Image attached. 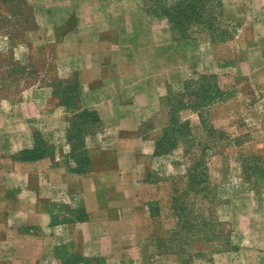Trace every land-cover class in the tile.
Listing matches in <instances>:
<instances>
[{
    "label": "crops",
    "instance_id": "0c3cea01",
    "mask_svg": "<svg viewBox=\"0 0 264 264\" xmlns=\"http://www.w3.org/2000/svg\"><path fill=\"white\" fill-rule=\"evenodd\" d=\"M113 3L61 0L75 9L78 31L59 26L45 54L80 62L85 107L120 118L112 140L89 145L83 162L20 159L0 137V264H264V174L248 167L257 159L264 168V0H226L228 28L217 39L203 33L209 51L197 66L180 62L177 46L164 62L161 28L151 45L128 44L138 6L113 13ZM198 75L200 90L191 88ZM159 110L168 118L162 128L148 121ZM60 112L44 116L56 120L44 132L55 124L68 131L69 114ZM174 118L205 141L163 142ZM235 119L242 123L233 136L217 131ZM181 147L203 153L205 175H180L162 154Z\"/></svg>",
    "mask_w": 264,
    "mask_h": 264
},
{
    "label": "rangeland",
    "instance_id": "374dc122",
    "mask_svg": "<svg viewBox=\"0 0 264 264\" xmlns=\"http://www.w3.org/2000/svg\"><path fill=\"white\" fill-rule=\"evenodd\" d=\"M225 2L179 0L173 4L171 0H116L117 5L113 3L107 9L121 13L126 10L128 3L136 4L137 10L133 8L132 12L135 14L133 20L137 29L125 32L123 39L128 44L151 45L154 43L152 31L161 28L167 32L163 38L167 49L163 53L164 62L171 63L172 56H176L171 50L177 46L180 62L183 60L197 66L201 64L203 54L209 51L202 42L203 33L211 32L212 38L217 39L228 28L222 21ZM141 7L148 14L147 19H139L144 17L143 11H139ZM62 25L68 28L69 34L78 31L75 9L61 5V0H0V137L5 148L13 153L16 151L15 156L18 158L37 159L49 155L86 162L87 147L98 141L109 143L112 140L109 128L114 121H120L117 117L103 118L95 109L85 107V103L89 102L85 98L83 102L81 87L79 92L75 90L78 78L75 70L79 61L59 63L45 55L48 41L52 36H59V26ZM61 67L64 69L61 70ZM202 79L203 76L198 75L195 78L198 84L191 88L200 90L204 85ZM103 96L99 95L100 98ZM171 99L177 102V98ZM60 110L69 114L68 131L59 130V125L55 124L52 132H44L46 126L56 123L53 120L45 124L47 117L44 116L52 113L60 116ZM164 113L162 116L159 110V117L148 120L149 123L154 122L153 125L162 128L168 120ZM241 123L240 119H235L217 131H225L233 136L232 131ZM177 126L173 122L165 129V143L173 141L176 134L180 135V132L187 130ZM189 136H194L196 141H205V135L198 130H195L194 135L190 132ZM26 145L30 147L23 148ZM165 154L168 156L166 158L179 164L177 173L180 175L190 173L202 177L207 173L203 153L195 155L191 150L181 147L173 152L167 150ZM248 167L251 173L264 174L263 165L257 159L249 160ZM186 185V182L182 184L183 189ZM192 200L195 206L200 205V199ZM182 201L186 206L189 199Z\"/></svg>",
    "mask_w": 264,
    "mask_h": 264
},
{
    "label": "trees",
    "instance_id": "16d2710c",
    "mask_svg": "<svg viewBox=\"0 0 264 264\" xmlns=\"http://www.w3.org/2000/svg\"><path fill=\"white\" fill-rule=\"evenodd\" d=\"M75 85H76L75 90H76V91L78 90V92H79V89H80L79 82L76 81ZM173 122H176L177 125H179V126H177V127H181V129H187L188 132H189V134H190L191 129H190V126H189V125L183 123L181 120L176 119V118H174L173 121H171L170 125H171ZM170 125H169V126H170ZM187 130H185V131L182 132V133L180 132V130H178V132H180V135H179V134H176V135H175V138L181 136V137H182V140H183L184 142L189 141V139L187 138V137L189 136V134H188V133L185 134V132H187ZM181 137H180V139H181ZM189 137H190V136H189ZM174 140H175V139H174ZM174 140H173V141H174ZM163 142H164V141H163ZM170 142H172V141H170ZM167 150H168V149L164 150L162 154H165V151H167ZM20 159H25V158L22 157V158H20ZM25 160H29V159H25ZM196 184H198V183H196Z\"/></svg>",
    "mask_w": 264,
    "mask_h": 264
}]
</instances>
